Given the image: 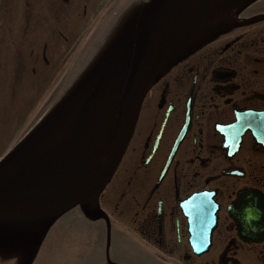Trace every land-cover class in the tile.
<instances>
[{
  "label": "flooded vegetation",
  "instance_id": "flooded-vegetation-1",
  "mask_svg": "<svg viewBox=\"0 0 264 264\" xmlns=\"http://www.w3.org/2000/svg\"><path fill=\"white\" fill-rule=\"evenodd\" d=\"M263 14L264 0L233 11L230 29L149 89L99 197L109 242L99 217L81 264H264V18L243 23ZM211 206L216 225L200 250L192 242L206 237Z\"/></svg>",
  "mask_w": 264,
  "mask_h": 264
},
{
  "label": "water",
  "instance_id": "water-1",
  "mask_svg": "<svg viewBox=\"0 0 264 264\" xmlns=\"http://www.w3.org/2000/svg\"><path fill=\"white\" fill-rule=\"evenodd\" d=\"M253 1L148 0L136 6L68 91L0 160V252L31 264L64 213L80 206L93 218L147 90L167 68L225 31L232 10Z\"/></svg>",
  "mask_w": 264,
  "mask_h": 264
},
{
  "label": "rangeland",
  "instance_id": "rangeland-1",
  "mask_svg": "<svg viewBox=\"0 0 264 264\" xmlns=\"http://www.w3.org/2000/svg\"><path fill=\"white\" fill-rule=\"evenodd\" d=\"M33 1L36 10L39 9L38 3L42 4V8L45 6L49 10L47 0ZM109 1L86 0L85 2L79 0L78 3L77 0H74L71 8L66 11V14L70 16L61 12L54 13L51 10L50 17L47 18L44 25L45 28H40V31H36V35H34L36 49L34 51L27 49V52L25 51L27 47H22L21 50L11 47L19 42L20 34L18 35V32L22 22L21 18H23L22 13L26 9L27 3L25 0H18L14 11L12 8L7 9V15L13 12L14 14L8 19L3 18V26L8 27V32L3 33L4 46L0 48V76H2L0 79V158L30 127L38 114L45 109V105L49 101V103L54 101L64 92V86L60 91L58 90L63 83L62 79L59 80L58 74H61L67 67L72 70L70 61L66 62V60L76 52L82 51L79 57V64H81L85 57L92 52L102 33L116 19L114 8L118 9L120 5L122 8L128 0ZM13 3L10 2L9 6H12ZM85 5H87L88 11L84 18L82 11ZM34 25L40 26L38 22H34ZM47 26H51L50 33L46 31ZM13 32L14 34H12ZM81 36H83L84 42L80 47ZM44 44H47L48 47L47 66L41 60V50ZM12 58L15 63H18L17 59L22 63L25 59L28 61L27 65L22 67L24 77L19 75L15 81L12 77L15 78L18 69L15 64L13 66ZM33 67H35V77L29 76ZM55 90L59 91L56 96H54ZM77 212L62 216L50 229L44 241L40 264L47 263L51 254H55L54 262L57 264H81L79 261V218ZM72 224L74 226L71 232L67 226Z\"/></svg>",
  "mask_w": 264,
  "mask_h": 264
}]
</instances>
